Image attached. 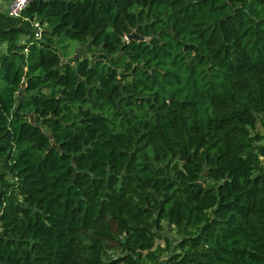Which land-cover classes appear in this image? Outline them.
<instances>
[{
    "label": "trees",
    "instance_id": "obj_1",
    "mask_svg": "<svg viewBox=\"0 0 264 264\" xmlns=\"http://www.w3.org/2000/svg\"><path fill=\"white\" fill-rule=\"evenodd\" d=\"M0 1V264H264V0Z\"/></svg>",
    "mask_w": 264,
    "mask_h": 264
},
{
    "label": "rangeland",
    "instance_id": "obj_2",
    "mask_svg": "<svg viewBox=\"0 0 264 264\" xmlns=\"http://www.w3.org/2000/svg\"><path fill=\"white\" fill-rule=\"evenodd\" d=\"M0 2H2V1H0ZM9 3H7L4 6V8L7 5H9ZM71 45H72V47H74V49L72 50V53H71V58H72V56L79 57V56H81L82 54H84L87 51L86 48L81 47V46L78 47L77 44H75L73 42L71 43ZM259 129L261 130V133L264 134V127L262 128V126L259 125ZM261 144L264 145V141L261 142ZM263 163H264V161H263ZM161 234L163 236H167L172 241H176L177 240V235L175 234L174 230L170 226H168L166 223L164 224V231ZM157 242L160 243L161 240H158Z\"/></svg>",
    "mask_w": 264,
    "mask_h": 264
},
{
    "label": "built area",
    "instance_id": "obj_3",
    "mask_svg": "<svg viewBox=\"0 0 264 264\" xmlns=\"http://www.w3.org/2000/svg\"><path fill=\"white\" fill-rule=\"evenodd\" d=\"M31 0H11L5 7L6 12L11 17H18Z\"/></svg>",
    "mask_w": 264,
    "mask_h": 264
},
{
    "label": "water",
    "instance_id": "obj_4",
    "mask_svg": "<svg viewBox=\"0 0 264 264\" xmlns=\"http://www.w3.org/2000/svg\"><path fill=\"white\" fill-rule=\"evenodd\" d=\"M126 39L144 41L146 38H145V36L138 34L137 32H132L131 34H128L126 36ZM31 121H32V123H34L33 116H31Z\"/></svg>",
    "mask_w": 264,
    "mask_h": 264
}]
</instances>
